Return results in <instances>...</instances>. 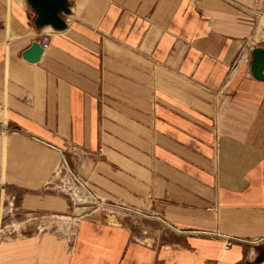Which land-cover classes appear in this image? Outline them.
<instances>
[{"label":"crops","instance_id":"crops-1","mask_svg":"<svg viewBox=\"0 0 264 264\" xmlns=\"http://www.w3.org/2000/svg\"><path fill=\"white\" fill-rule=\"evenodd\" d=\"M69 3L37 31L0 0L1 198L52 223L0 264H264V0ZM62 162L98 206L50 186Z\"/></svg>","mask_w":264,"mask_h":264},{"label":"rangeland","instance_id":"rangeland-1","mask_svg":"<svg viewBox=\"0 0 264 264\" xmlns=\"http://www.w3.org/2000/svg\"><path fill=\"white\" fill-rule=\"evenodd\" d=\"M68 166H70L69 163ZM68 166L65 162L60 164L58 170L49 181L50 186H54V188L61 193L68 194L73 198L74 202H72V205H74V207H72L77 208L76 213L84 212L83 208L86 206H98V204H96L98 201L91 199L84 191L82 183L78 180L75 170L73 171L71 167L68 170ZM4 194H6V197L3 196L2 200L0 192V240L14 237L19 234H31L36 231H42V228L49 226V223L52 225L51 220H49L48 223L46 222L49 217L45 220V217L40 215L19 214L17 208H15L17 201L11 206L9 201H7V199H9L7 195L8 193L4 192ZM81 208L83 210H81ZM2 211L4 212L1 214ZM9 211L12 214H8ZM72 211L73 209H71V212ZM67 222L70 223V227L73 226V222L66 221L65 219L61 224ZM69 223L67 225H69Z\"/></svg>","mask_w":264,"mask_h":264},{"label":"water","instance_id":"water-1","mask_svg":"<svg viewBox=\"0 0 264 264\" xmlns=\"http://www.w3.org/2000/svg\"><path fill=\"white\" fill-rule=\"evenodd\" d=\"M32 9L35 18L34 26L37 31L49 27L54 31L66 29L63 17L70 15L69 0H26ZM43 53L39 41H34L28 50L23 53V58L28 62H37ZM251 73L259 81L264 79V50L252 51Z\"/></svg>","mask_w":264,"mask_h":264},{"label":"built area","instance_id":"built-area-1","mask_svg":"<svg viewBox=\"0 0 264 264\" xmlns=\"http://www.w3.org/2000/svg\"><path fill=\"white\" fill-rule=\"evenodd\" d=\"M39 43H40V46L42 47L43 52L46 51L50 45V36L49 35L41 36Z\"/></svg>","mask_w":264,"mask_h":264},{"label":"bare ground","instance_id":"bare-ground-1","mask_svg":"<svg viewBox=\"0 0 264 264\" xmlns=\"http://www.w3.org/2000/svg\"><path fill=\"white\" fill-rule=\"evenodd\" d=\"M49 29H51V28H49ZM48 30V29H47ZM173 229V228H172ZM198 234V233H197ZM201 234V233H200ZM216 236V235H215ZM221 237H223V235H220ZM225 237V236H224Z\"/></svg>","mask_w":264,"mask_h":264},{"label":"flooded vegetation","instance_id":"flooded-vegetation-1","mask_svg":"<svg viewBox=\"0 0 264 264\" xmlns=\"http://www.w3.org/2000/svg\"><path fill=\"white\" fill-rule=\"evenodd\" d=\"M4 211L1 212V214L3 213Z\"/></svg>","mask_w":264,"mask_h":264}]
</instances>
